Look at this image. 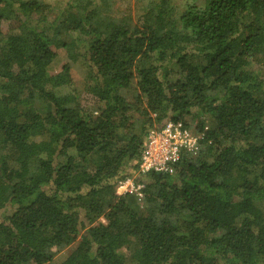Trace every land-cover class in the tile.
Returning <instances> with one entry per match:
<instances>
[{"label":"trees","instance_id":"1","mask_svg":"<svg viewBox=\"0 0 264 264\" xmlns=\"http://www.w3.org/2000/svg\"><path fill=\"white\" fill-rule=\"evenodd\" d=\"M117 2L0 0V264H264V0ZM166 120L203 147L118 195Z\"/></svg>","mask_w":264,"mask_h":264},{"label":"built area","instance_id":"2","mask_svg":"<svg viewBox=\"0 0 264 264\" xmlns=\"http://www.w3.org/2000/svg\"><path fill=\"white\" fill-rule=\"evenodd\" d=\"M207 129L206 126L202 131H193L183 121L173 120L155 124L146 137L137 172L119 179L116 193L134 194L141 200L146 175L152 171L174 173L184 155H196L200 151Z\"/></svg>","mask_w":264,"mask_h":264},{"label":"rangeland","instance_id":"3","mask_svg":"<svg viewBox=\"0 0 264 264\" xmlns=\"http://www.w3.org/2000/svg\"><path fill=\"white\" fill-rule=\"evenodd\" d=\"M50 2H53L55 4H59L64 0H48ZM141 0H118L115 8L117 9L116 12H119L120 14L131 12L132 14H136L139 11L140 2ZM193 0H174L176 4L179 6V8H183L185 4L192 2ZM200 2L201 0H197ZM119 10V11H118ZM10 24V21H4L3 27L6 28ZM65 62H69L72 65L73 70V82L69 86L63 88L61 90L62 93L66 92H76L79 95L81 104L83 107L89 111L92 110L94 105V98L91 97L90 94L86 93L84 90V83H85V70L80 68L77 64L71 62V60L65 58L61 53L55 58L54 62L49 67L50 72H58L61 70L62 65ZM132 94L128 93L127 96L129 97V100H132ZM3 216V213H0V219ZM74 245L65 247L61 249L54 257L53 264H57L64 260L66 256L71 252V249Z\"/></svg>","mask_w":264,"mask_h":264}]
</instances>
